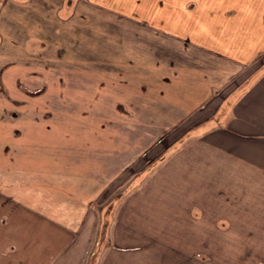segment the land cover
Segmentation results:
<instances>
[{
    "label": "crops",
    "instance_id": "obj_1",
    "mask_svg": "<svg viewBox=\"0 0 264 264\" xmlns=\"http://www.w3.org/2000/svg\"><path fill=\"white\" fill-rule=\"evenodd\" d=\"M77 1L64 0L57 8L63 21ZM89 1L191 51L185 62L179 60L190 61L191 67L174 69L183 75L169 83L168 92L178 96L170 106L178 107L180 119L182 107L192 106V123L162 130L172 107L149 105L144 110L149 119L136 133L124 124L139 110L128 97L136 89L122 92L125 99L104 86L94 92L95 99L103 106L98 96L113 91L111 106L121 103L126 113L115 109L117 117L88 122L80 141L72 137L70 125H63L66 143L59 149L60 142L32 135L36 151L30 166L22 162L26 157L11 159L14 168L0 160V264H85L108 197L125 200L127 216L113 219L106 260L126 256L125 264L222 263L230 241L215 243L216 233L228 240L264 237V0H142L126 7ZM37 41H28L29 54L45 46ZM15 71L2 68L0 58L2 127L14 129L16 137H23L25 127L55 132L56 110L34 103L35 96L47 92L46 84L37 85L35 71L25 74L30 84ZM34 110L41 115L29 116ZM152 111L163 113L152 119ZM18 121L23 129L13 125ZM119 209L116 204L113 215ZM248 222L258 229L255 235L231 226ZM136 223L143 224L141 229ZM136 230L155 239L141 242ZM192 238L204 240L206 248L193 247ZM261 245L255 251L264 261ZM140 246L144 249L135 250ZM201 252L213 258L194 257ZM135 253L141 262H135Z\"/></svg>",
    "mask_w": 264,
    "mask_h": 264
},
{
    "label": "rangeland",
    "instance_id": "obj_2",
    "mask_svg": "<svg viewBox=\"0 0 264 264\" xmlns=\"http://www.w3.org/2000/svg\"><path fill=\"white\" fill-rule=\"evenodd\" d=\"M63 1H3L0 13V37L2 39L0 47V56L2 57L0 58L2 59V68L6 66L9 70L16 68L15 72L20 74L22 81L27 84H30L31 78L25 74L29 71H35L38 75V78L36 77L37 85L42 86L45 83L48 90L45 94L35 96L34 103L42 106L41 108L50 107L55 109L56 116L53 119L57 120V125H59L53 133L52 131H46L44 128H40V133L38 131L36 133L25 127L23 137H16L15 130L2 127L3 122L0 121V160H5L9 167L14 168L15 163L13 161L22 160L23 157H26L22 162L25 161L30 166L31 162H35L32 156L35 154L33 151H36L30 143L33 138L32 135L39 136L41 140L50 139L56 143L60 142V145L57 146L59 149L60 146L66 143V138L62 132L63 125H70L73 132L71 134H75L72 137H76V141H80V136H85V130L89 131L86 129L88 122L102 121L105 120V117L110 116L117 117L115 109H119L121 113H126L127 108L125 105L122 107L121 103L111 106L112 99L116 97L113 91L112 94L107 92L103 96H98L102 99L103 106L97 98L95 99L94 92L98 93L104 86L111 88V90L114 89L116 93L118 92L125 99L127 96L122 92L136 89L135 94L128 97L129 102L136 105L139 110L134 109L135 112L132 111L135 113V119H127L124 122V124H129L128 127L133 128L136 133L143 128L140 124H146L149 119V112L145 111L144 113L149 105L152 108L160 106L168 109L172 107L173 110L169 111L172 117L169 118L165 115L167 116L164 117L167 118V124L166 127L160 128L162 130L169 132L177 127L183 128L184 125L192 123V106L182 107L183 118L180 119L178 107L176 111L175 104L170 106L171 102L175 103L178 96L173 92H168L169 83L173 84L180 75L177 70L175 75L174 69L181 68L182 65L191 67L190 61L182 64L179 62L180 59L185 62V58L191 56L190 50L184 47L181 48L175 39L150 30L111 8L89 0H78L73 8L77 7L73 9L70 17L63 21L62 15L57 13V8L63 4ZM103 1L107 2L104 3L108 6L112 4L118 7H126L132 3L137 5L142 0ZM71 2H74V0H71ZM39 39L45 42V46L36 50L33 54H29L28 41L35 40V42H38ZM262 71H264V67ZM40 73L45 77V80L39 77ZM184 83L187 82L184 81ZM9 86L13 88L15 84L11 82ZM96 103L99 105H96ZM159 113H163V111H152L150 113L152 119L153 116L156 118ZM32 115L39 116L41 113L34 110L33 113L29 114V116ZM161 118L162 116H159L157 119ZM13 125L23 129L22 123L19 121ZM94 128L93 125L92 129L94 130ZM23 149L22 153L24 154L19 152ZM140 193L136 194L135 197L138 198L141 195ZM136 198L133 199L135 203L140 202ZM110 199L108 197L107 201ZM139 199H142V197ZM124 201L120 200L118 203L116 201L121 211L118 214L115 211V220H117V215L118 220L122 217L125 219L127 216L126 201ZM132 205L134 204L132 203ZM250 223H231V226H236V231L239 230V227H243L245 233L252 230L251 235H255L258 229L251 225L253 223ZM135 225L139 228L143 224L136 223ZM224 226L226 225L224 224ZM113 227L114 224L112 230ZM119 228L121 230L120 223L117 230ZM208 230L206 229V231ZM241 230L243 231V229ZM261 234L264 235V229ZM136 236L141 238L140 241L144 243L146 242L144 240L150 237H152V240L155 239L154 234L141 230H136ZM216 237L219 238L214 240L215 243L230 241V248L226 249L228 255L219 264H264L263 258L255 251V248L257 250L260 248L258 246L261 243L264 251V237L261 239L247 237L228 240L221 239V235L219 236L218 233H216ZM171 240L173 243L174 240ZM137 241L138 239H136ZM122 242H126V240H122ZM203 242L204 240L200 238L199 240L192 238L193 247L199 245L206 248ZM137 244L142 245V243ZM109 249L110 245L106 249L100 264L126 263V256L121 257L119 262L112 261L111 256L106 260L105 255ZM138 249L141 251L144 247L135 248V250ZM135 256V262H141L142 258L139 257V254L135 253ZM194 257L202 261L213 258L212 255L205 254V252H201ZM198 264H207V261Z\"/></svg>",
    "mask_w": 264,
    "mask_h": 264
},
{
    "label": "water",
    "instance_id": "obj_3",
    "mask_svg": "<svg viewBox=\"0 0 264 264\" xmlns=\"http://www.w3.org/2000/svg\"><path fill=\"white\" fill-rule=\"evenodd\" d=\"M115 205L116 200L110 199L103 206L102 217L94 239V244L85 264L101 263L103 255L111 242V230L114 219L113 210Z\"/></svg>",
    "mask_w": 264,
    "mask_h": 264
}]
</instances>
